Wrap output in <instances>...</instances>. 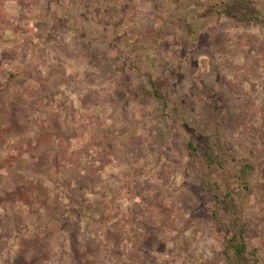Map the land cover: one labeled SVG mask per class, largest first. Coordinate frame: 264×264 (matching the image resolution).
<instances>
[{"label": "rangeland", "instance_id": "374dc122", "mask_svg": "<svg viewBox=\"0 0 264 264\" xmlns=\"http://www.w3.org/2000/svg\"><path fill=\"white\" fill-rule=\"evenodd\" d=\"M247 160L264 264V0H0V264H224Z\"/></svg>", "mask_w": 264, "mask_h": 264}, {"label": "trees", "instance_id": "16d2710c", "mask_svg": "<svg viewBox=\"0 0 264 264\" xmlns=\"http://www.w3.org/2000/svg\"><path fill=\"white\" fill-rule=\"evenodd\" d=\"M207 159L210 164H218L219 162L213 158L211 149L206 152ZM255 171V166L249 163L248 160L243 163L241 169L237 172L236 183H241L243 185L242 191L239 189L235 190L230 185L233 183H227V189L222 193L221 199L217 198L219 205L230 214V216H225L221 210H215L213 213V218L216 221V227L219 234L222 235L224 239V249H223V262L224 264H259V256L257 250L251 249L246 234L245 228L242 226V220L244 216V211L246 210V201L249 199L251 194V189L249 187V177ZM217 192L219 191V186L215 185ZM93 188V182L90 177L84 178L81 184H77L74 188L68 190L64 194V199H68L71 210H89L93 205L92 202L86 198V192ZM112 220L104 221V224L109 226L112 231L115 229L117 232L111 236L109 239L111 244V239L116 242V248L119 247L117 240L114 238H122L120 231L117 228L118 223ZM111 247V246H110ZM110 247L108 251H110ZM120 251V250H119ZM119 254V253H117ZM117 261H120L117 259Z\"/></svg>", "mask_w": 264, "mask_h": 264}]
</instances>
